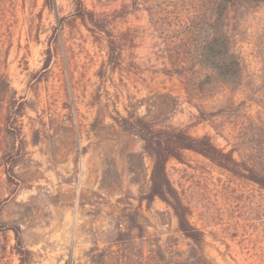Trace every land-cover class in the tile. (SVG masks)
I'll return each mask as SVG.
<instances>
[{
    "label": "rangeland",
    "instance_id": "obj_1",
    "mask_svg": "<svg viewBox=\"0 0 264 264\" xmlns=\"http://www.w3.org/2000/svg\"><path fill=\"white\" fill-rule=\"evenodd\" d=\"M227 12L217 0H0V264H264L258 184L192 151L168 162L202 249L144 199L153 160L137 118L209 136L264 175V4Z\"/></svg>",
    "mask_w": 264,
    "mask_h": 264
},
{
    "label": "trees",
    "instance_id": "obj_2",
    "mask_svg": "<svg viewBox=\"0 0 264 264\" xmlns=\"http://www.w3.org/2000/svg\"><path fill=\"white\" fill-rule=\"evenodd\" d=\"M245 3L264 4V0H217L222 16L228 11L229 7L237 9L238 6ZM83 7L79 6L77 17L91 23L92 28H89V30L92 33L95 34L97 31L104 32L105 26L101 25L102 22L97 18L96 14L85 10ZM136 123L144 144V152L153 160L151 188L144 199L148 203H152L155 199H160L170 207L177 218L179 232L199 248L202 249L205 245L204 234L191 223V210L184 203L180 193L169 178L167 164L170 160H182L184 151H192L204 156L220 168L264 188L263 174L249 167L246 163L237 161L231 151L226 152L216 146L209 136L194 137L183 129L158 128L142 118H137ZM12 230L17 239L18 255L21 257L22 262H28L30 254L22 246L20 227L15 226Z\"/></svg>",
    "mask_w": 264,
    "mask_h": 264
}]
</instances>
